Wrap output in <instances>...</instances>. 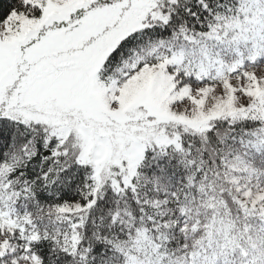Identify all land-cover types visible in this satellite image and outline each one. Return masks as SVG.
<instances>
[{
  "label": "snow or ice",
  "instance_id": "snow-or-ice-1",
  "mask_svg": "<svg viewBox=\"0 0 264 264\" xmlns=\"http://www.w3.org/2000/svg\"><path fill=\"white\" fill-rule=\"evenodd\" d=\"M0 264H264V0H0Z\"/></svg>",
  "mask_w": 264,
  "mask_h": 264
}]
</instances>
